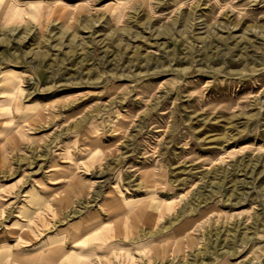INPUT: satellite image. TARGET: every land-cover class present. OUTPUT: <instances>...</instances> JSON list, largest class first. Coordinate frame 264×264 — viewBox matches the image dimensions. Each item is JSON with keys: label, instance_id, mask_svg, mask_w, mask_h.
<instances>
[{"label": "rangeland", "instance_id": "rangeland-1", "mask_svg": "<svg viewBox=\"0 0 264 264\" xmlns=\"http://www.w3.org/2000/svg\"><path fill=\"white\" fill-rule=\"evenodd\" d=\"M0 264H264V0H0Z\"/></svg>", "mask_w": 264, "mask_h": 264}, {"label": "bare ground", "instance_id": "bare-ground-1", "mask_svg": "<svg viewBox=\"0 0 264 264\" xmlns=\"http://www.w3.org/2000/svg\"><path fill=\"white\" fill-rule=\"evenodd\" d=\"M9 17V16H8Z\"/></svg>", "mask_w": 264, "mask_h": 264}]
</instances>
